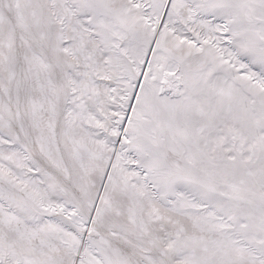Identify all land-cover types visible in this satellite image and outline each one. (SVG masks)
Returning a JSON list of instances; mask_svg holds the SVG:
<instances>
[{
	"label": "snow or ice",
	"instance_id": "obj_1",
	"mask_svg": "<svg viewBox=\"0 0 264 264\" xmlns=\"http://www.w3.org/2000/svg\"><path fill=\"white\" fill-rule=\"evenodd\" d=\"M0 264H264V0H0Z\"/></svg>",
	"mask_w": 264,
	"mask_h": 264
}]
</instances>
